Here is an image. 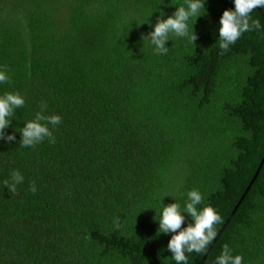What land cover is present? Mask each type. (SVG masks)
Returning a JSON list of instances; mask_svg holds the SVG:
<instances>
[{
  "label": "trees",
  "instance_id": "1",
  "mask_svg": "<svg viewBox=\"0 0 264 264\" xmlns=\"http://www.w3.org/2000/svg\"><path fill=\"white\" fill-rule=\"evenodd\" d=\"M203 2L195 43L173 37L157 55L142 34L186 0H0V96L25 99L5 129L16 140H0V264H176L156 219L192 190L223 222L188 264H215L224 244L264 264V161L234 210L264 155V20L255 9L261 28L220 55L234 0ZM42 104L62 118L55 143L23 147Z\"/></svg>",
  "mask_w": 264,
  "mask_h": 264
},
{
  "label": "clouds",
  "instance_id": "2",
  "mask_svg": "<svg viewBox=\"0 0 264 264\" xmlns=\"http://www.w3.org/2000/svg\"><path fill=\"white\" fill-rule=\"evenodd\" d=\"M235 10H225L220 18L219 24V48L220 55L227 52L231 45L235 44L245 32L259 30L261 23L259 19H252V12L258 7L264 8V0H234ZM186 7L179 6L173 15L164 19L161 15L154 26V31L147 35L142 34L143 41L147 40L154 47V54L165 55L169 47L167 42L173 37L187 38L189 42L195 43L198 36L196 32L190 33L188 21L191 17H200V10L205 7L203 0H186ZM151 26V21L147 22ZM174 41V40H173ZM10 82L6 71H0V83ZM25 99L19 93L7 92L0 96V140L11 143L16 140L15 133L6 135L5 129L10 127L9 117L14 115V110L22 108ZM47 104L41 105V111L35 114L33 120L28 121L20 130L22 139L19 141L23 147H35L46 138L49 143H55V136L48 125L53 127L61 123L59 115L45 116L43 112ZM43 122V123H42ZM24 177L19 171H13L11 182L4 181V186L11 194L17 193V185L23 183ZM32 193L37 191L35 183L29 189ZM188 200L181 211L179 203L163 205L159 215L158 233H172L168 242L167 250L172 253L176 264H188L186 253L203 254L209 245L217 237L216 225L222 223V217L211 205L202 209L204 198L198 190L187 193ZM174 197V196H173ZM175 198V197H174ZM187 213L194 223H188L183 227ZM114 228L122 227L119 218H114ZM215 264H243L241 255L232 256L229 246L223 245V251L217 257Z\"/></svg>",
  "mask_w": 264,
  "mask_h": 264
},
{
  "label": "water",
  "instance_id": "3",
  "mask_svg": "<svg viewBox=\"0 0 264 264\" xmlns=\"http://www.w3.org/2000/svg\"><path fill=\"white\" fill-rule=\"evenodd\" d=\"M257 9L259 10V12H260V14H261V16L263 17V20H264V15H263L262 11L260 10L259 7H258ZM263 161H264V155H263V157H262V159H261V161H260V163H259V165H258V167H257V169H256V172L254 173L253 178L251 179L249 185L245 188L243 194L241 195L240 200H239L238 203L235 205L234 210L236 209V207H237L238 204L240 203L241 199L244 197V195H245V193L247 192V190H248L250 184L252 183V181L256 178V176H257V174H258V171H259V169L261 168V165H262ZM234 210L232 211L231 215L233 214ZM231 215H230V216H231ZM230 216L228 217V219L226 220V222L229 220ZM217 236H218V235H217ZM216 238H217V237H216ZM211 247H212V244L208 247V249H207L205 255L208 253V251H209V249H210ZM205 255H204V257H205ZM203 259H204V258H203ZM203 259L200 261L199 264H202Z\"/></svg>",
  "mask_w": 264,
  "mask_h": 264
}]
</instances>
